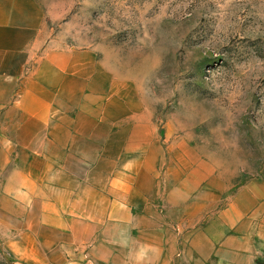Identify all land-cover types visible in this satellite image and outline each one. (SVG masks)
I'll list each match as a JSON object with an SVG mask.
<instances>
[{
    "label": "crops",
    "instance_id": "1",
    "mask_svg": "<svg viewBox=\"0 0 264 264\" xmlns=\"http://www.w3.org/2000/svg\"><path fill=\"white\" fill-rule=\"evenodd\" d=\"M45 20L40 0H0L6 248L19 264H175L180 235L200 231L199 205L169 188L178 155L165 162L152 115L92 50L45 45ZM229 210L209 264H264V181Z\"/></svg>",
    "mask_w": 264,
    "mask_h": 264
},
{
    "label": "rangeland",
    "instance_id": "2",
    "mask_svg": "<svg viewBox=\"0 0 264 264\" xmlns=\"http://www.w3.org/2000/svg\"><path fill=\"white\" fill-rule=\"evenodd\" d=\"M40 2L45 45L92 50L152 115L165 162H189L188 195L177 168L169 188L199 205L200 231L180 235L175 264H209L232 198L264 181V0ZM5 228L0 217V264H19Z\"/></svg>",
    "mask_w": 264,
    "mask_h": 264
}]
</instances>
